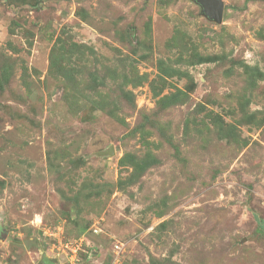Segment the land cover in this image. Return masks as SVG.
I'll use <instances>...</instances> for the list:
<instances>
[{"label":"rangeland","instance_id":"1","mask_svg":"<svg viewBox=\"0 0 264 264\" xmlns=\"http://www.w3.org/2000/svg\"><path fill=\"white\" fill-rule=\"evenodd\" d=\"M223 2L0 0V264H264V0Z\"/></svg>","mask_w":264,"mask_h":264},{"label":"water","instance_id":"2","mask_svg":"<svg viewBox=\"0 0 264 264\" xmlns=\"http://www.w3.org/2000/svg\"><path fill=\"white\" fill-rule=\"evenodd\" d=\"M202 9V14L215 23H222L225 4L223 0H192ZM42 264H56L49 257L42 258Z\"/></svg>","mask_w":264,"mask_h":264},{"label":"built area","instance_id":"3","mask_svg":"<svg viewBox=\"0 0 264 264\" xmlns=\"http://www.w3.org/2000/svg\"><path fill=\"white\" fill-rule=\"evenodd\" d=\"M69 246H70V244L67 243V244H66V247L69 248ZM79 249H80V248H79ZM72 252H73L74 254H76V252H77V248H76V249H73Z\"/></svg>","mask_w":264,"mask_h":264}]
</instances>
